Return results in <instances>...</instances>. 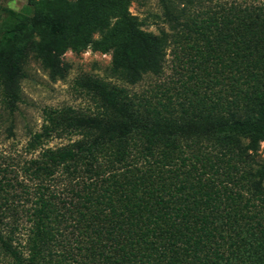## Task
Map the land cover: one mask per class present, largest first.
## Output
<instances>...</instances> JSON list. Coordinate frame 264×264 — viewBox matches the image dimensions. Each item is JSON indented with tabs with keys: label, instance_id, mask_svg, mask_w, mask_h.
<instances>
[{
	"label": "trees",
	"instance_id": "1",
	"mask_svg": "<svg viewBox=\"0 0 264 264\" xmlns=\"http://www.w3.org/2000/svg\"><path fill=\"white\" fill-rule=\"evenodd\" d=\"M83 1L89 6L78 25L44 18L47 37L59 47L47 55L42 46L37 51L54 81L65 73L59 52L72 46L115 49L117 76L129 84L161 73L166 31H139L128 13L130 0ZM161 3L167 21L178 27L182 10L174 0ZM254 23L246 25L255 29L242 33L243 42L249 47L252 39L262 49L264 17ZM142 34L148 54L128 64L127 45ZM253 60L245 59L243 72L233 76L235 96L207 92L198 83L187 88L177 114L148 101L143 106L125 88L113 87L109 103L122 121L106 122L91 140L43 150L33 161L34 174L47 182L39 184L27 242L18 244L14 228L0 226V253L16 264H264V158H258L264 56ZM24 75L15 70L0 79L11 109ZM241 157L256 170L242 166L237 176ZM241 180L247 187L234 189Z\"/></svg>",
	"mask_w": 264,
	"mask_h": 264
},
{
	"label": "rangeland",
	"instance_id": "2",
	"mask_svg": "<svg viewBox=\"0 0 264 264\" xmlns=\"http://www.w3.org/2000/svg\"><path fill=\"white\" fill-rule=\"evenodd\" d=\"M174 2L184 13L176 28L172 27L175 22L167 21L161 0H130L128 13L136 28L143 34L166 31L169 43L161 73L147 74L137 83L129 84L117 76L115 49L103 52L89 45L59 52L65 73L56 81L50 75L52 68L37 51L42 46L47 55V51L57 52L59 47L55 37H47L44 18L78 25L89 6L86 1L0 0V79L15 70L26 74L14 109L9 107V98L0 83V226L6 230L14 228L18 244L27 242L30 214L44 178L35 177L37 163L33 161L47 147H63L84 136L91 140L104 130L106 122L122 121L109 103L113 87L125 88L124 92L137 102L148 101L177 114L175 108L179 109L187 88L198 83L207 92H218L227 98L235 96L238 87L233 76L243 72L241 64L245 59L264 56V47L257 49L258 44L253 45L252 39L248 47L242 38V33H251L253 28L246 25L264 17V0ZM241 18L248 24L241 22ZM143 34L127 45L131 56L128 64L148 54ZM95 37L100 35L97 33ZM47 125L51 127L49 133L44 132ZM87 131L92 134L85 135ZM205 143L210 152L212 144ZM242 143H248V138ZM186 149L185 145L182 150ZM258 158H264V142L260 144ZM237 164L240 167L237 176L242 166L246 171L257 167L251 160L243 163L242 157ZM63 184L60 186L64 187ZM241 186L247 184L241 180L234 189L242 191ZM0 264H16V260L3 252Z\"/></svg>",
	"mask_w": 264,
	"mask_h": 264
}]
</instances>
